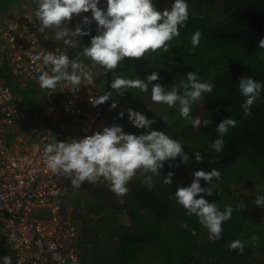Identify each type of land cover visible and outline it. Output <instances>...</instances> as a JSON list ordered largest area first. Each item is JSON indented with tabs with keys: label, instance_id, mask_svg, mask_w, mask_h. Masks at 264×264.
Here are the masks:
<instances>
[{
	"label": "trees",
	"instance_id": "1",
	"mask_svg": "<svg viewBox=\"0 0 264 264\" xmlns=\"http://www.w3.org/2000/svg\"><path fill=\"white\" fill-rule=\"evenodd\" d=\"M13 3L14 0L0 1V15H13ZM171 3L172 0H155L160 10L170 7ZM188 4L189 19L181 27L180 35L169 42L167 52L158 49L147 52L145 57H126L116 69L105 68L99 79L104 82L98 89L100 95L113 92V97L103 103L105 107L113 101L121 106L134 105L140 97L151 95L155 83L149 82L147 92L133 88L119 95L110 87L113 72L131 79H144L155 71L160 77L156 82L169 87L176 84L182 89L181 81H186L187 73L196 71L201 81L215 85L212 92L204 94L202 105L195 103L191 112L193 117L199 115L202 122L208 120V125L202 123L194 128L186 122L187 140L201 142L204 158L200 161L193 158L188 164L178 161L175 164L179 166L162 169L159 176H153L151 189L141 182L142 187L136 190L138 205L122 206L129 224L120 225L115 250L123 261L133 256L134 248L147 251L152 264H264V241L244 246L243 253L228 246L231 241L241 240L247 222L264 225V207L253 203L244 192L238 196L231 187V175L237 173L240 165L259 169L264 174V90L251 106V114L245 115L246 97L238 87L245 75L264 84V48L259 47V41L264 38V0H188ZM197 30L202 35L199 45L193 48L191 38ZM12 88L16 93L23 92L16 85ZM30 94L28 91L27 96ZM34 103L30 97L24 101L30 108L36 107ZM228 116L238 123L229 127L223 137V151L218 153L211 147L218 135L216 124ZM168 118L174 124L168 128L171 133L178 126L177 115L171 112ZM212 168L221 173L210 185L212 195H198H206L221 210L227 205L233 207L232 218L223 223L222 236L217 240L209 239L207 228L195 214H188L174 195L178 185L187 186L192 182L194 170ZM169 171L175 173L174 182L166 185L163 179ZM136 176L143 180L140 172ZM201 185L206 186L207 182L202 179ZM5 251L14 260L8 249L0 253Z\"/></svg>",
	"mask_w": 264,
	"mask_h": 264
},
{
	"label": "clouds",
	"instance_id": "2",
	"mask_svg": "<svg viewBox=\"0 0 264 264\" xmlns=\"http://www.w3.org/2000/svg\"><path fill=\"white\" fill-rule=\"evenodd\" d=\"M36 3L35 16L40 22L38 30H52L54 39L63 41L66 46L75 48L79 44V41L70 38V30L80 38L90 35L91 29L86 25L95 21L98 34L91 36V42L83 47L82 54L109 71L116 69L126 57L141 58L147 52L158 49L167 52L169 42L180 35L181 27L189 19L188 0H172L171 6L163 10L156 7L155 0H106V7L100 6L101 0H36ZM89 10L91 17L83 16V24L78 23L75 29L68 26L67 22L74 14L80 15ZM201 35L200 30L193 33V48L199 45ZM259 47L264 48V38L259 41ZM36 59L42 60L45 66H51L50 72L40 71L37 78L42 89H56L60 81L70 82L76 90L82 84L94 85L88 66L83 61L70 58L59 48L38 54ZM199 76L198 72L189 71L186 81H181V89L176 84L169 87L156 82L160 77L155 71L144 79H131L113 72L114 78L110 87L119 95L133 88L147 92L149 82L155 81L151 87V99L169 107L178 106L180 116L195 128L202 123L207 126L209 122H202L199 115L193 117L192 107L215 87L213 83L201 81ZM238 87L246 97L243 104L244 114L250 115L251 106L264 90V84L245 75L240 78ZM112 97L113 92L108 91L99 97L91 96L90 101L96 107ZM117 106L118 102L113 101L111 108L115 109ZM126 112L131 124L144 131L139 134L126 132L123 125L114 123L102 132L97 131L93 136L71 140L54 138L42 149L46 169L53 174L67 176L75 189L81 188L85 181L96 183L103 178L110 183L112 192L124 196L129 191L128 182L137 175L138 170L143 175L142 184L151 189L154 187L153 176L160 175L165 162H168L169 167L179 166L174 164L179 158L180 163L188 164L190 155L185 151L184 145L164 130L153 128L156 123L154 118H149L142 111L131 107ZM118 115L124 117L125 111ZM163 119L166 121V118ZM237 123L232 116H228L216 124L215 131L218 135L211 145L216 152L223 151V137L228 133L229 127H235ZM203 158L200 151L195 152V160L200 161ZM174 175V172L169 171L165 174L163 183L172 184ZM192 175L194 178L189 185L177 186L174 193L176 201L188 214L198 217L199 223L207 228L209 239H220L223 223L232 218L233 207L227 205L225 210H221L206 195H212L210 185L214 177L220 178L221 173L216 168L208 171L196 169ZM202 179L207 182L206 186L201 185ZM202 193L206 195H198ZM254 202L264 207V195L258 194ZM14 238L15 233H11L9 239ZM256 239V236L252 237L253 241ZM228 246L230 249H239L240 253L244 251V243L238 239L231 241ZM0 260L3 264H13L11 256L7 254ZM15 264H24L23 258L17 259Z\"/></svg>",
	"mask_w": 264,
	"mask_h": 264
},
{
	"label": "built area",
	"instance_id": "3",
	"mask_svg": "<svg viewBox=\"0 0 264 264\" xmlns=\"http://www.w3.org/2000/svg\"><path fill=\"white\" fill-rule=\"evenodd\" d=\"M25 18L0 15V243L15 262L23 258L24 264H87L82 258L88 244L84 227L65 215V203L70 190L91 183L75 189L67 176L51 173L42 149L54 138L93 136L117 122L111 119V105L88 110L93 107L90 97L101 96L90 85L76 90L60 81L56 89L40 88V71L50 72L51 66L36 57L55 51V45ZM11 84L34 93L36 107H27ZM69 118L84 120L87 127L69 129ZM27 131L31 140L22 151L19 136ZM11 233L14 239H9Z\"/></svg>",
	"mask_w": 264,
	"mask_h": 264
},
{
	"label": "rangeland",
	"instance_id": "4",
	"mask_svg": "<svg viewBox=\"0 0 264 264\" xmlns=\"http://www.w3.org/2000/svg\"><path fill=\"white\" fill-rule=\"evenodd\" d=\"M3 1V0H0ZM14 14H18L21 17H26L25 21L28 20L29 26L39 32H44L47 34L51 42L55 45V50L57 48L60 51L66 52L70 58H76L80 61H83L88 69L91 71L94 79V85H88L89 87L93 86L94 89L98 91L99 88L104 84L103 80H99L105 67L94 64L89 58L85 57L82 54V49L86 44H90L91 36L98 34L97 24L95 21L91 23V25H86V27H90L91 32L90 35L79 36L74 35L71 30L69 32V36L73 40L79 41L77 47L73 48L70 46H66L63 44V41H56L54 39V33L52 30L39 31L40 22L36 19L35 12L37 9L36 0H14ZM101 7H106V0H101ZM91 17V10L87 13H81L80 15L74 14L72 19L68 21V26L72 29H75L77 24H83L82 17L83 16ZM8 17V14L6 15ZM31 18L32 20H29ZM79 54V55H78ZM144 70L143 67L140 68V73ZM62 82V81H61ZM13 84H11L12 86ZM92 87V88H93ZM13 89V88H12ZM27 91H23L22 93H17L18 96L26 100L27 98L34 99V93H31L30 96H27ZM37 97H40L38 93H36ZM196 105L201 106L202 100L197 101ZM101 104L97 107H100ZM28 107V106H27ZM94 106L87 107L88 110L97 109ZM134 108L145 113L149 118H154L156 123L153 124V128L164 130L167 134L172 136L173 138L179 140L182 145H184L185 151L189 153L188 162L195 158L196 151H202L203 145L201 142H190L187 140L186 136V122L187 120L180 116L177 107H169L163 103L154 102L151 99V95L140 97L134 105L121 106L118 104L117 108L112 109L111 119L116 121L117 124H121L124 127L126 132L136 133L144 131L143 129H137L135 126L131 124V122L127 118V108ZM30 108V107H29ZM110 111V109H108ZM121 111H125L124 117H120L119 114ZM175 112L177 115L178 126L172 129H175L174 132L169 133L168 128L171 121L168 118L169 113ZM166 118V121L163 118ZM84 121V120H83ZM81 120H73L69 118L67 123L65 122V126L69 127V129H74L77 127H84L85 122L83 124ZM173 123V122H172ZM82 124V125H81ZM87 127V124L85 128ZM30 131H27L25 134L20 132V138L22 142L19 143V149L24 150L26 146L29 145L30 139ZM20 139V140H21ZM179 161V158L174 162ZM171 168L168 165V162H165V167L163 169ZM238 171L236 174L232 173V189L239 196L242 192L246 193L248 198H251L252 202L255 203V198L258 194L264 195V174L254 168L253 170L249 166H238ZM137 172H140L139 170ZM141 177L142 174L140 173ZM140 177V178H141ZM242 177V179H241ZM129 191L124 196H118L114 192L110 190V183L103 178H101L96 183H91L86 186V189L80 190H70L65 203V215L76 219L80 223H82L86 237L88 239L87 249L82 253V258L87 262V264H152V261L146 255V252L141 249L134 248L131 251V258L123 261L122 257H120L116 252V246L118 243V238L121 232L120 225L122 223L129 224V219L127 214L122 207L124 204L126 205H138V200L136 198V190L141 186V179L139 176H134L128 182ZM262 207V206H261ZM263 208V207H262ZM256 236V240L253 241L252 237ZM241 241H243L244 246H248L249 244L259 245L262 241H264V225H254L252 222H247L241 234ZM3 249H7L4 243H0V251ZM6 252V251H5ZM9 255L8 252L2 254L0 253V258L4 255ZM10 256V255H9ZM13 264H15V261ZM0 264H3L2 260H0Z\"/></svg>",
	"mask_w": 264,
	"mask_h": 264
}]
</instances>
